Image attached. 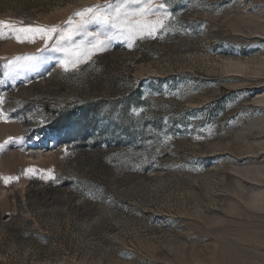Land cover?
<instances>
[{
	"label": "rangeland",
	"instance_id": "1",
	"mask_svg": "<svg viewBox=\"0 0 264 264\" xmlns=\"http://www.w3.org/2000/svg\"><path fill=\"white\" fill-rule=\"evenodd\" d=\"M107 2L0 19L66 28ZM153 4L163 29L77 70L55 38L0 39V264H264V0Z\"/></svg>",
	"mask_w": 264,
	"mask_h": 264
},
{
	"label": "snow or ice",
	"instance_id": "2",
	"mask_svg": "<svg viewBox=\"0 0 264 264\" xmlns=\"http://www.w3.org/2000/svg\"><path fill=\"white\" fill-rule=\"evenodd\" d=\"M133 5H140L133 7ZM166 4L154 5L153 0H115L104 5L94 4L76 10L68 18V27L60 25H23L11 20L0 19V39L5 38V32L14 36L17 42L35 43L36 38L44 40L45 45L55 38L52 45L54 50L65 53L60 64L65 71L77 70L79 65L90 61L94 54L103 52L108 47V42L114 37H126L131 41L137 36L152 35L158 29L165 27L164 21L169 18L166 11L156 19H150L155 14V9H166ZM78 17V19H75ZM99 25L102 31L90 32V25ZM81 36L79 41L75 37ZM129 47H132L130 42ZM19 60L20 58L17 57ZM25 61L32 62L36 58L24 57ZM135 111V110H134ZM0 113V119H3ZM12 138L10 137L9 140ZM0 149L3 145L0 144ZM33 172V168L26 170ZM50 171V170H49ZM5 184L18 177L0 176Z\"/></svg>",
	"mask_w": 264,
	"mask_h": 264
}]
</instances>
